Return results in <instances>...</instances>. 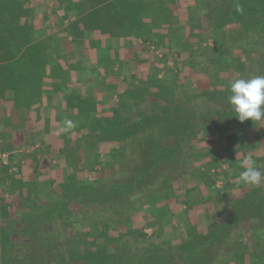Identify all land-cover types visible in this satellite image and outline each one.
Segmentation results:
<instances>
[{"label": "rangeland", "instance_id": "1", "mask_svg": "<svg viewBox=\"0 0 264 264\" xmlns=\"http://www.w3.org/2000/svg\"><path fill=\"white\" fill-rule=\"evenodd\" d=\"M81 1L88 27L111 28V3L126 2ZM241 1L138 0L157 20L130 24L134 32L144 27L135 41L150 50L145 57L134 49L121 64L130 85H107L103 103L65 116L71 128L56 117L67 128L56 135L44 130L50 117L25 130L31 119L16 108L15 69L6 74L24 50L11 45L32 38L21 34L33 29L30 15L46 13L54 0L0 1V33L8 27L14 40L0 43V142L13 145L10 158H0V204L17 208L19 217L1 220L0 264H264V183L238 179L245 157L264 172V120L241 123L228 103L230 82L264 75V0H245L262 13L238 15V7L248 9ZM99 3L110 13L98 22ZM52 54L43 63L48 70L55 68ZM144 57L146 66L138 65ZM7 86L12 92L4 95ZM58 176L72 186L55 183ZM76 176L80 186L72 184ZM87 176L100 179L87 184ZM121 182L130 188L110 193ZM61 194L73 201L63 203ZM105 229L108 236H98Z\"/></svg>", "mask_w": 264, "mask_h": 264}, {"label": "crops", "instance_id": "2", "mask_svg": "<svg viewBox=\"0 0 264 264\" xmlns=\"http://www.w3.org/2000/svg\"><path fill=\"white\" fill-rule=\"evenodd\" d=\"M59 1L54 0V6L46 5L49 8L46 13H40L39 16L32 14L33 17L30 15V21H32V25L31 23L30 25L33 26V29H24L25 32L21 34L31 35L32 38L23 39L22 43L11 45L14 51H17L18 47L24 49L13 62L7 64L6 74H10L9 77H11L12 69H15V83L13 84L16 85L15 91L18 95L15 98L16 108L17 110L21 109V116L31 119V124L26 126V131L41 125L38 124L41 123L40 121H43V125L47 124V119L50 117L51 120H49L52 125L49 128L45 125L44 130L49 129L48 132L56 135L57 132L59 133L64 129L56 125L55 122H58L56 117L64 116L62 121L65 122V116H71L75 113L81 114L82 112L78 110L90 108V103H103V99L107 98L105 96L108 94L107 87L109 85L127 83L129 86L130 80L126 74L120 75V67L124 66L126 61L129 62L134 54H144L143 56L146 57L148 54L146 55L145 51H150L149 49L144 50L142 43L140 45L135 41L137 33L139 34L140 30H144V27L139 26V32H134L136 27L130 29V24L132 26L134 23L139 25L142 23L143 26H146L148 22L153 24L156 18L152 16L151 5L145 3L141 7L138 0L111 3L113 9L111 21L115 27L111 28L110 23L107 26L98 24L99 26L88 27L81 18L84 9H86L81 0H78V7L66 6ZM124 3L127 4L124 5ZM100 6H102L101 3L95 9L101 8ZM169 8L173 12L176 11L174 7ZM176 8L181 11L178 5ZM69 9L70 11H68ZM101 10L102 8L98 12L102 14L100 19L99 14L96 17L98 22L104 21L110 13L106 6L103 7L102 12ZM223 15L225 16V13ZM24 20L29 22L27 18ZM45 20H47L48 25H52V28L49 26L44 28ZM65 21H71V25H64V27L62 24ZM61 26L63 27L60 28ZM113 29H115L114 34H109L108 32ZM69 44H71V48L68 47ZM29 49L32 51L28 52ZM134 49L137 53H132ZM47 52L56 54V56L52 54L55 65L53 70H48L43 64ZM4 53L6 54V50ZM145 57L136 58V63L146 66L148 57L146 60ZM133 64L135 65V62ZM5 66V63H0V69L5 68ZM1 80L5 81L3 78ZM9 87L7 86L5 90L1 88L4 95L6 92H12ZM125 87L123 88L125 89ZM89 92H93L90 96L92 102L87 101L86 94ZM5 99L8 105L7 100L9 98L5 96ZM93 113H96V110ZM54 118L55 121H53Z\"/></svg>", "mask_w": 264, "mask_h": 264}, {"label": "clouds", "instance_id": "3", "mask_svg": "<svg viewBox=\"0 0 264 264\" xmlns=\"http://www.w3.org/2000/svg\"><path fill=\"white\" fill-rule=\"evenodd\" d=\"M228 103L236 113L239 122L251 120L255 123L264 120V75L249 78H239L230 82ZM67 128L72 127L71 121H66ZM67 128L62 129L66 131ZM244 169L238 179L247 185L259 186L264 183V172L257 167L249 156L241 162Z\"/></svg>", "mask_w": 264, "mask_h": 264}, {"label": "trees", "instance_id": "4", "mask_svg": "<svg viewBox=\"0 0 264 264\" xmlns=\"http://www.w3.org/2000/svg\"><path fill=\"white\" fill-rule=\"evenodd\" d=\"M1 1V0H0ZM90 1V3H91V0H89ZM17 4H20V2H16ZM3 4H5V5H10V3L9 2H4ZM96 4V3H95ZM95 4H93V6L95 5ZM241 4L242 5H247L246 6V8H248L247 10L244 8V7H238L237 8V13H238V15H242V14H244V13H246V12H254V13H262V7H256L255 5H250V4H248V3H246V1L245 0H242L241 1ZM4 9V8H3ZM154 18H155V16H154ZM0 22H2V15L0 14ZM155 22H156V19H155ZM3 33H0V43L1 42H12V41H14L13 39H11V36L12 35H9L8 34V27H5L3 30ZM3 39V40H2ZM2 59H6V55L5 56H3L2 57ZM8 142L7 141H4V140H2L1 142H0V158H2L3 157V155L4 154H8L9 155V158H10V155H11V150L13 149L12 147H13V145H8L7 144ZM2 164V163H1ZM4 167H5V169H10V167H11V165H9V164H4L3 165ZM58 171V169L57 170H55V171H53V175H58L59 173L57 172ZM60 172H61V174L60 175H64L65 174V171H61V170H59ZM100 176V175H99ZM99 176L96 178H89L90 176H87L86 177V179H85V182L87 183V184H90V183H88V182H90V181H99ZM70 177V176H69ZM57 179L55 180V183H57L58 185H61V184H66V183H63L64 181L62 180V179H64L63 178V176L61 177V176H58V177H56ZM74 179V181L77 183V182H79L78 184H75L74 182L72 183V184H74L75 186H80L79 184L80 183H82V182H80V179H79V177L78 176H76V177H73ZM46 179H40L39 181L40 182H44ZM47 182H49V181H47ZM45 183V182H44ZM70 184V183H69ZM67 186H69L70 187V185H68V184H66ZM45 186H47V185H45ZM72 186V185H71ZM130 186H131V183H129V184H126V183H117V184H115L114 186H112L111 187V189H110V193H112V194H115V191H123V189L125 190V189H128V188H130ZM86 187H89V188H91V189H93L94 187L92 186V185H88V186H86ZM45 188H48V187H45ZM54 188H56V187H53V188H51V187H49L48 189H50V191H55L56 189H54ZM36 194V192L34 193V195ZM48 194H52V193H50V192H48ZM33 195V196H34ZM40 195L41 196H43L44 195V193L43 192H40ZM53 195V194H52ZM59 195V194H58ZM62 196H61V198H63V203H65V202H67L68 200H69V195L67 194H61ZM37 198V199H36ZM36 198H34L33 200L34 201H36V202H38L39 200H40V198H38V197H36ZM65 198V199H64ZM36 199V200H35ZM71 201H73L72 199L71 200H69V203L71 202ZM11 208L12 207H8L7 205H1L0 204V223H2V219H6V220H8V222H9V220H10V222H12V223H10V224H13L14 222H15V218H19L18 217V209L17 208H12V210H11ZM82 210H84V209H82ZM16 219V220H17ZM17 222V221H16ZM59 224V223H58ZM15 231V230H14ZM3 234L4 235H6L7 237H9L10 236V232L9 231H7V230H5V229H3ZM16 232V231H15ZM15 234V233H14ZM139 234H140V236H142V237H146L147 236V233H145L143 230H140V232H139ZM98 236H104V237H106V236H108V232H107V229H105V230H103ZM46 237V239L48 240V236H45ZM195 252H193V254H191V255H189V257H194L196 254H198V251H196V253L194 254ZM23 263L24 264H31L30 263V259H29V261H27L26 259H24V261H23Z\"/></svg>", "mask_w": 264, "mask_h": 264}]
</instances>
